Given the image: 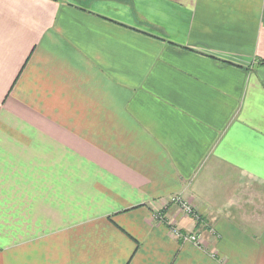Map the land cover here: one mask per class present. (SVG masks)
<instances>
[{"label":"crops","instance_id":"crops-1","mask_svg":"<svg viewBox=\"0 0 264 264\" xmlns=\"http://www.w3.org/2000/svg\"><path fill=\"white\" fill-rule=\"evenodd\" d=\"M0 264H264V0H0Z\"/></svg>","mask_w":264,"mask_h":264},{"label":"built area","instance_id":"built-area-1","mask_svg":"<svg viewBox=\"0 0 264 264\" xmlns=\"http://www.w3.org/2000/svg\"><path fill=\"white\" fill-rule=\"evenodd\" d=\"M170 203L173 204L180 212L184 213L186 216H190V217L196 219L197 216L194 213V211L192 210V208L190 206H188L183 200H181V198H179L177 196L172 197L170 199ZM155 218H156V220L161 221L162 223L168 224L163 219V216L160 215L159 212L155 214ZM171 232H172V235L174 237L178 238L179 240L191 242L192 244H194L196 246L200 245V238L196 234H183L179 230H177L176 228H172Z\"/></svg>","mask_w":264,"mask_h":264},{"label":"rangeland","instance_id":"rangeland-1","mask_svg":"<svg viewBox=\"0 0 264 264\" xmlns=\"http://www.w3.org/2000/svg\"><path fill=\"white\" fill-rule=\"evenodd\" d=\"M136 32H137V31H136ZM245 207H246V206H242V209H245ZM255 208H256V211H258V212L260 211L259 208H258V206H257V207H256V206L254 207V209H253L254 211H255ZM259 223H260V222H256L257 225H258Z\"/></svg>","mask_w":264,"mask_h":264},{"label":"trees","instance_id":"trees-1","mask_svg":"<svg viewBox=\"0 0 264 264\" xmlns=\"http://www.w3.org/2000/svg\"><path fill=\"white\" fill-rule=\"evenodd\" d=\"M197 219V220H196ZM196 219H195V221H197L198 223H199V221H200V217H196Z\"/></svg>","mask_w":264,"mask_h":264}]
</instances>
